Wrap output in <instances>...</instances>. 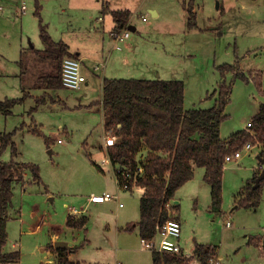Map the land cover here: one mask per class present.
Segmentation results:
<instances>
[{"label":"rangeland","instance_id":"374dc122","mask_svg":"<svg viewBox=\"0 0 264 264\" xmlns=\"http://www.w3.org/2000/svg\"><path fill=\"white\" fill-rule=\"evenodd\" d=\"M194 1L196 25L189 28L185 7L189 0H151L150 6H157L160 10L158 16L147 7L141 9L142 0H125L132 6L137 29L131 30V36L119 42L122 49L113 51L114 42L106 37V51L112 50L113 53L109 66H113L119 77L127 78H158V72L163 76L168 70L174 72V76L185 81V108L215 105L220 85L225 80L231 85V96L225 105L228 116L222 123L221 135L229 138L247 126L257 113L259 103L264 100L253 78L260 72L264 89V0ZM22 4L28 7L24 15V26H29L28 34L22 32L23 16H13L11 6L0 0V55L9 70L18 71L15 60L22 45L29 48L33 42L36 47L44 46L39 18L34 16V1L18 0L14 3V11L21 9ZM105 31L100 28L98 33H66L65 37L93 54L103 47V36L111 37L112 29ZM55 35L58 37L57 32ZM125 57L131 61V66L126 65ZM28 60L31 64L30 56ZM224 64L237 66L249 80L234 72H228L223 78L220 67ZM147 65L151 69L149 73L139 69ZM36 66H41V63ZM50 66L53 64L49 61ZM83 70L85 75L86 70L89 72L87 68ZM97 71L100 78L89 88L88 97L82 95L81 89L73 91L63 87L58 89L57 95L62 96L66 103L55 104L54 110H48V113L33 109L35 99L26 97L15 104L12 115H0V130L16 129L14 140L18 147V154L13 157L8 146L1 159L35 163L41 177L39 183L35 182L32 171L28 169L25 177L29 182L26 185L15 182L13 187L8 220L11 239L6 246L12 249L15 243V248L21 249L22 259L17 264H59L51 250L39 248L40 245H48L49 234L55 230L73 243L75 250L70 253L73 262L153 264V249L138 250V246L143 245L137 234L138 228L125 229L127 224L136 223L140 218L141 187L122 190L119 200L89 203L93 193L119 189L113 164L110 161L102 164L103 159L109 156L104 144L103 112L96 101L102 96L100 83L104 74L112 73L103 71V68ZM5 90L0 88L1 97L18 95L13 87ZM92 101L95 102L91 108L83 105ZM43 107L45 105L40 106ZM30 125L41 129L44 134L32 132ZM257 144L260 143L254 144L252 151L241 148L242 157L226 162L219 211L212 208L211 188L204 179V167L196 166L194 177L177 190L174 201L179 202V207L175 215L182 223L181 244L187 253L193 254L195 243H200L218 247V264H264V183L258 207L238 204L239 193L248 178L253 176L259 162L256 155L263 150ZM119 201L123 207L119 206ZM74 208L84 209L88 216L87 228L67 226V216ZM34 214L40 217L46 214L49 218L46 221L50 223L42 222L40 232L21 241L20 218L24 217L26 227L35 225L38 219ZM227 221L231 224L227 225ZM128 235L131 238L127 239ZM256 240L261 241L260 245ZM159 241L160 238L157 245ZM190 264L201 262L194 258Z\"/></svg>","mask_w":264,"mask_h":264},{"label":"trees","instance_id":"16d2710c","mask_svg":"<svg viewBox=\"0 0 264 264\" xmlns=\"http://www.w3.org/2000/svg\"><path fill=\"white\" fill-rule=\"evenodd\" d=\"M195 1L185 5L188 13V26L196 25ZM37 3L35 15L39 18L40 36L45 45L44 57L53 64V69L39 77L37 84L48 88L65 87L62 83L61 69L65 56H73L68 51V44L56 41L43 23ZM113 16L117 30H122L130 16V11L116 9ZM70 54V55H68ZM45 58V59H46ZM77 58V57H76ZM23 64V63H22ZM224 78L228 72H234L245 80L249 77L237 66L224 64L220 67ZM258 73V72H256ZM253 76L257 87L264 97L262 74ZM231 85L225 80L220 85L219 96L215 105L209 108H185V83L181 79L163 78H105L103 81L102 112L105 131L112 130L117 136L114 145L107 148L114 169L117 166L134 168L137 160L144 166L140 185L144 193L140 198V218L136 223L127 224V230L139 227L143 240H150L157 233V225L171 217L166 204L175 198L177 190L194 177L196 166L204 167V179L211 188V204L220 210L223 195V177L225 157L243 148L246 143H264V101L259 104L258 112L252 119V125L232 133L229 139L221 135L222 123L226 120L225 105L230 100ZM20 98L0 100V113L9 114ZM33 127V128H31ZM30 130L44 134L41 129L31 126ZM16 129L0 134V157L8 146L12 156L18 154L14 140ZM49 143V137L46 136ZM264 157V150L261 151ZM18 165L22 166L20 169ZM31 170L34 179L40 181L39 166L35 163L0 160V261L6 263L20 258L18 251L4 252L8 239L7 222L9 206L13 196L14 182L24 178V171ZM256 172L239 193L238 204L246 207H258L262 199V185L255 187ZM178 211L179 202L174 204ZM175 217H177L175 215ZM178 218V217H177ZM179 219V218H178ZM86 215L75 218L70 215L67 225L73 228L85 227ZM260 245L261 241L256 240ZM59 264H80L71 261L66 248H58ZM218 252L217 246L195 243V253L190 257L167 251H152L153 264H190L192 259H199L201 264H210Z\"/></svg>","mask_w":264,"mask_h":264},{"label":"crops","instance_id":"0c3cea01","mask_svg":"<svg viewBox=\"0 0 264 264\" xmlns=\"http://www.w3.org/2000/svg\"><path fill=\"white\" fill-rule=\"evenodd\" d=\"M33 1L35 3V7H34L35 10L37 9V3L40 4L39 11H40L41 17L43 19V23L46 25L47 30L49 31L51 36L56 41L62 40L65 43H67L69 53L71 55L72 54L76 55L75 57H77L78 59L81 60L83 68L88 69L89 72H87V70H86V73L88 74V75L86 74L87 75V81L83 85V87L81 88L83 96L88 97L90 95V92H91L89 89L91 87V85L93 83L97 84L98 78H100L99 72L97 70H100L103 68V71L104 70H105V72L110 71V73L113 74V75L112 74H110V75L104 74L103 79L100 83L101 89H102V96H101V99L96 100V101L100 106V110H102L101 101L103 99V81H104V79L106 77L107 78H127V77H119L117 74H115V70H114L113 66H109L111 59H112V56H113V53H112V50H110L109 52L106 51V37L110 38L109 40L112 41V43L114 42L113 43V51L115 48L116 49H122V46H121V48H118L117 47L118 43L115 40H113L112 37H110V35L109 36L105 35V36H103V42H104L103 44L104 45L101 48V50H98L97 52L91 54V53L85 52L83 50V48L80 47L79 45H75L73 39H71V38L67 39L65 37V35H66V33L76 34V33H88L90 31H92L94 33H98L97 29H100V28L105 29L107 32H109L110 29L113 30L114 28H116V25H117L115 18L113 16V10H116V9L130 11V16H129L127 23H126L124 28L130 29V31L135 30V29H137V27L134 25V21H133L134 14H133V9H132L131 4L130 5L126 4L125 0H33ZM4 2H6L7 5H10L11 8L13 9V12H12L13 16H15V17L23 16L22 32H23V34H28L30 32L29 26L28 27L24 26L25 18H26L24 15L28 10V7L26 6V4H22L21 9H19L18 11L15 12L14 11V3L18 2V0H4ZM150 3H151V0H142L140 8L144 9V7H147L150 11L153 12V14L155 16H158L160 14L159 8L157 6H155V7L150 6ZM24 5H25V7H23ZM0 9H2V7H0ZM108 11H111V13ZM34 16H36V15H34ZM143 18H146V17H143ZM55 32H57L58 37L55 35ZM30 39L31 38L29 37V40ZM30 43L31 44H30L29 48L26 45H22L20 48L19 56L15 60V62L18 65V71L15 69L9 70L8 66L6 65V62L3 60V58L0 55V88H3L5 90V89H8L10 87H13V89L18 93L17 96H9V95H6L5 97L0 96V100H3L5 98H20V97H23L25 95V98L29 97V98L35 99L36 105L32 107L33 109H35L36 111L38 110V111H43V112L46 110L48 113L51 109L54 110L53 106L55 104L66 103V100L62 96L57 95L58 89H60V88H48L44 85L39 86L37 84L38 78L43 77V74L51 71L53 69V67H51L52 65L50 67H48L49 61L42 54V50L45 49L44 43H43V45H44L43 48L36 47L35 44H33V42H30ZM1 53H2V51H0V54ZM70 54H68V55H70ZM24 56H25L26 62L24 61ZM29 56L31 58V64H29V60H28ZM125 59H126V57H125ZM38 60H40L41 66H36V65L40 64L39 62H37ZM99 60L101 62H99L97 64L96 62ZM94 63H96L95 66H94ZM125 63L127 66H131V61L129 59H126ZM97 66H98V68H97ZM108 67H109V70H108ZM139 69L145 73H149L151 70L149 65H147V67L142 66ZM90 73L92 75H90ZM157 74H158V78L181 79V78H177L176 76H174V72H171L170 70L167 71V74L165 76H163V74H161V72H158ZM170 75H172V76H170ZM128 78H131V77H128ZM136 78H139V77H136ZM145 78H151L152 79L151 76H147ZM153 78H155V77H153ZM181 80H183V79H181ZM184 83H185V81H184ZM73 91H75V90H73ZM185 95H186V85H185ZM94 102L95 101H92L90 103H86L83 105H86L87 107L91 108L94 105ZM184 104H185V102H184ZM44 105H45V107L40 108V106H44ZM258 109H259V107H258ZM13 113H14V107L12 108V111L9 114L0 113V115L10 116ZM248 123H247V126L244 128H248ZM37 125H38V123H37ZM30 126H32V125H30ZM10 131H12V130H7V128H6L3 130H0V134L4 133V132H10ZM13 138L15 139V136ZM224 139H229V138H224ZM257 146H261L258 148H260V149L262 148L264 150V143L263 144H261V143L257 144ZM253 148H254V146H253ZM252 149H250L248 151H252ZM258 154L259 153H257V155ZM257 155H256V157H257ZM1 157H0V160L3 161L1 159ZM15 161L20 162V163L23 162V161H18V160H15ZM102 164H107V163H102ZM225 167H226V165H225ZM263 167H264V165L259 161L258 164L255 166L254 174L256 172L261 171ZM28 171H29L28 169L25 170L24 175H26ZM224 171H225V169H224ZM194 172H195V169H194ZM254 174H253V176H254ZM115 175H116V181H117V184L119 187V181H118V177H117L116 172H115ZM253 176L248 178V181ZM34 181L39 183V181H37L36 179ZM16 182H19V181H16ZM20 182H22L24 185H26L27 182H29V181L24 176V178L22 180H20ZM14 184H15V182H14ZM14 184L12 186V191H13ZM223 184H224V177H223ZM140 189H141V193H142L141 196H142L144 193V189L142 187ZM122 190H124V189H121L119 187L118 190L113 191L119 195V199L121 197L120 192ZM49 195H50V192H49ZM141 196H140V198H141ZM109 201H113V200H109ZM105 202H107V201H105ZM105 202H93L89 199V203H93V204H102ZM119 203H120V201H119ZM139 204H140V202H139ZM119 206L123 207L124 204L122 206L119 204ZM70 212L71 213L68 214L67 219L70 215H72L75 218H79L80 216L86 215L84 213V209L80 210V209L74 208L73 211L71 210ZM34 218L38 219L36 224L35 225H29L27 227H26V221H25L24 217L20 218V222H21L20 239H21V241L26 236L35 235L38 232H40V230L42 228V224H41L42 222H43V224L46 222L48 224L50 223L49 221H46V219L48 218V217H46V214H44L43 217H40V216H37L34 214ZM117 223L120 224L119 220L117 221ZM66 224H67V220H66ZM87 225H88V222H87L86 226L83 228H87ZM121 225L122 224H120V226ZM181 225H182V223H181ZM135 228H138L137 234L139 235V238H141L140 233H139V227L136 226ZM7 232H8V239H7V242H8L9 238L11 239V226H10L9 222H7ZM126 238L129 239V238H131V236L128 235ZM48 241H50V242H48V245H44V246L40 245L39 248L42 251L51 250L53 252V255L55 256L56 260H58V250H57L58 248H66L68 251H70V249H72L74 247L72 242H70L68 239L66 240V239L62 238L60 232H58L56 230L53 231L51 234H49V240ZM7 242H6V245H7ZM62 242L65 244H61ZM6 245L4 246V252L12 253V252L18 251L20 253V258L18 260H15V261H8L6 263L0 261V264H7V263L8 264H12V263L17 264V263H19L22 259L21 249H16L15 247H17V245L15 243H13L12 249H7ZM139 248H140V250H142L145 247L143 245H140V246H138V250H139ZM70 253H71V251L69 252V257H68L69 259H70ZM192 253L193 254L195 253V247H194ZM217 255H219V249H218ZM71 261H74V260H71Z\"/></svg>","mask_w":264,"mask_h":264},{"label":"built area","instance_id":"2783aa9c","mask_svg":"<svg viewBox=\"0 0 264 264\" xmlns=\"http://www.w3.org/2000/svg\"><path fill=\"white\" fill-rule=\"evenodd\" d=\"M25 7V5L23 6ZM146 19V18H144ZM131 35L130 29L124 28L122 30L113 29L111 31V37L118 43L117 47L121 48L119 45L120 41H123L129 38ZM98 68V66H97ZM61 76H62V83L65 88L71 90H79L83 87V85L87 81V77L83 72L82 62L80 59L73 57V56H65L62 62V69H61ZM252 125V121L248 123V127ZM105 147L109 148L110 146L114 145L117 141V136L112 133V130L105 131ZM61 141V139H59ZM253 144L250 142L246 143L243 149L250 150L253 148ZM243 149H239L232 154H228L225 157V162L233 161L236 158L242 156ZM109 156V155H108ZM110 157L104 158L102 163H109ZM118 181L119 187L124 190H132L135 186L142 187L140 185V178L143 176L144 173V166L137 160V166L132 168L130 165L126 166H117V170H115ZM89 199L93 202H105L109 200H119V195L115 192L105 191L100 194H91ZM177 201L172 199L170 202L166 204L167 209L169 211V215L171 217L167 218L165 221L159 223L157 225V233L154 238L150 240H143L142 244L145 248L155 249L158 251H167L170 253H175L182 256L190 257L193 254H189L186 252L184 247L181 244V236H182V225L181 221L175 217L176 209H174V204ZM121 206L123 205L122 202L119 203ZM231 222L227 221V225H230ZM160 238L159 244L157 245L156 241ZM210 264H218L219 259L218 255L216 258H212L210 260Z\"/></svg>","mask_w":264,"mask_h":264},{"label":"water","instance_id":"95a60500","mask_svg":"<svg viewBox=\"0 0 264 264\" xmlns=\"http://www.w3.org/2000/svg\"><path fill=\"white\" fill-rule=\"evenodd\" d=\"M257 158L259 159V161L264 165V157L261 156V154L259 153L257 155ZM264 179V167L262 168V170L260 171L259 175L256 177L255 180V187H258L260 182ZM61 244H65V243H61ZM263 247H264V243H263Z\"/></svg>","mask_w":264,"mask_h":264}]
</instances>
